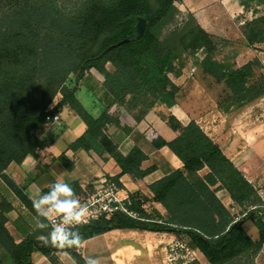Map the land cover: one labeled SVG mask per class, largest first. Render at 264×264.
<instances>
[{
  "label": "trees",
  "instance_id": "1",
  "mask_svg": "<svg viewBox=\"0 0 264 264\" xmlns=\"http://www.w3.org/2000/svg\"><path fill=\"white\" fill-rule=\"evenodd\" d=\"M68 1L0 0V177L33 211L32 202L6 170L12 163L20 165L28 156H37L44 148L38 134L55 123L47 118L64 109L85 125L67 150L113 159L121 172L108 180L119 188H123L122 176L140 181L156 169L142 168L148 157L138 147L127 155L120 153L107 134L110 124L121 125L109 115L111 106L95 115L78 99L79 86L88 81L92 70L103 77L102 85L113 103L136 120L157 106L177 104L181 87L171 76L180 77L189 62L223 86L217 104L225 113L243 110L264 97V75L254 74L261 64L255 60L238 68L218 60L228 42L217 31H208L195 14L188 13L181 26L170 30L181 14L177 4L182 0H77L73 7L64 8ZM139 18L147 20V27L137 39ZM243 34L246 47L264 43V16L245 23ZM123 41L128 42L118 45ZM164 119L178 136L168 142L154 135L152 143L158 150L168 147L183 169L150 185L151 198L130 195L128 207L139 219L117 212L80 225L83 243L113 230L169 233L187 241L207 264H255L264 247V211L249 210L260 204L255 188L195 120L183 126L173 115ZM61 158L65 162L64 155ZM205 168L209 172L201 176ZM218 190H226L246 215L236 221L217 197ZM150 201L166 209V218L144 208ZM11 210V206L0 209L4 251L0 264H33L35 253L52 264H63L60 253L85 264L80 254L83 243L56 248L33 234L16 244L6 227ZM249 222L257 237L246 231Z\"/></svg>",
  "mask_w": 264,
  "mask_h": 264
},
{
  "label": "crops",
  "instance_id": "2",
  "mask_svg": "<svg viewBox=\"0 0 264 264\" xmlns=\"http://www.w3.org/2000/svg\"><path fill=\"white\" fill-rule=\"evenodd\" d=\"M178 5H182L185 12L195 14L208 31H217L227 40L228 44L221 50L218 60H228L238 68L257 60L261 68L254 74L256 77L264 75V43L246 47L243 34L245 23L264 16V0H182ZM92 72L96 71H91L87 80L91 85L94 114L99 115L105 107L111 106L109 115L121 124H110L108 136L123 155L135 147L140 148L148 157L143 169L156 167L140 181H134L129 175L122 176L123 199L133 194L151 198L150 185L175 170L183 169L182 161L168 147L158 150L152 143L154 135L168 142L178 136L164 119L169 115L175 116L183 126L195 120L254 188L264 182V97L243 110L225 113L218 108V100L213 93V87L217 85L210 77L199 73L186 83L187 77L182 74L180 77L171 76L173 82L181 87L177 104L172 108L157 106L143 119L136 120L119 104L113 103L103 85L93 81ZM58 115L60 123L51 124L38 134L44 148L38 151L37 156H28L20 165L12 163L6 170V175L31 202L37 192L43 194L48 191L56 180L70 183L82 201L110 177L121 172L113 159L104 160L84 150H67V146L84 132L85 125L67 109ZM208 172L205 168L200 175ZM216 195L234 217L243 213L226 190H218ZM7 206L12 210L7 215L6 227L16 244L33 234L44 240L45 233L35 226V211L27 208L0 177V209ZM144 208L149 212L154 209L165 218L167 216L166 209L159 203L150 201ZM178 240L169 233L113 230L86 240L81 245L80 254L85 260L90 255L101 257L103 264H168ZM193 252L200 253L197 250ZM0 254H4L1 248ZM57 256L63 264H76L67 253ZM33 261V264H50L39 253L33 255Z\"/></svg>",
  "mask_w": 264,
  "mask_h": 264
},
{
  "label": "clouds",
  "instance_id": "3",
  "mask_svg": "<svg viewBox=\"0 0 264 264\" xmlns=\"http://www.w3.org/2000/svg\"><path fill=\"white\" fill-rule=\"evenodd\" d=\"M35 226L44 242L56 248L79 247L84 237L78 227L89 217L91 208L83 203L70 183L56 180L46 193L37 192L32 201ZM85 264H103L102 258L89 256Z\"/></svg>",
  "mask_w": 264,
  "mask_h": 264
},
{
  "label": "rangeland",
  "instance_id": "4",
  "mask_svg": "<svg viewBox=\"0 0 264 264\" xmlns=\"http://www.w3.org/2000/svg\"><path fill=\"white\" fill-rule=\"evenodd\" d=\"M76 2H77V0H69L66 3V5L64 6V8H71L76 4ZM178 8L180 9L181 14L179 15V17L177 19V23L174 26H172L170 28V30L173 29L175 26H181L183 19L188 14V12H185L182 5H178ZM193 66L194 65L191 62H189V64L187 65V67L183 71V74L185 75V77H187L186 83H189L188 81H190V80L192 81V79L189 78L188 76H189V72ZM108 69L112 70L110 65H108ZM92 73H93V76H91V77L93 78V81H95L97 83V85L102 84L103 83V77L97 72H92ZM199 73L200 72L197 71L195 74V77ZM89 85H90L89 81H83V83L80 84V86H79L77 96H78V99L80 100V102L83 104V106L88 111H90L91 113H94V107H93L94 106V100L92 98L91 90L89 89ZM222 91H223V86L217 85V86L213 87V93H214V96L217 98V100H218V96L222 93ZM60 121H61V119L59 117V120L57 123H60ZM81 123L83 124L82 121H81ZM245 228H246L247 232L252 237L253 236L257 237V230L251 222H249ZM194 260L199 261L201 264H207L205 258L203 257V255L201 253L196 252L194 254L193 250L187 246V241H185L184 239H179L178 245L174 246L173 251L170 253L168 264H186V263H190ZM49 263L52 264L50 261H49ZM61 263H63V262H61ZM255 264H264V247H263L261 254H259V256L255 259Z\"/></svg>",
  "mask_w": 264,
  "mask_h": 264
},
{
  "label": "built area",
  "instance_id": "5",
  "mask_svg": "<svg viewBox=\"0 0 264 264\" xmlns=\"http://www.w3.org/2000/svg\"><path fill=\"white\" fill-rule=\"evenodd\" d=\"M196 72L197 68L193 66L188 77L193 79ZM47 120L57 123L59 120V115L48 117ZM255 190L260 199V204L257 207L249 208V210L260 208L264 211V182L259 183L255 187ZM121 191L122 188H119L115 182L106 180L103 185H101L95 192L83 199L82 202L88 204L91 208V211L89 213L88 219L82 225L89 224L90 222L97 220L102 216L110 217L117 212H122L134 219H139V214L130 210L128 207V205H130V198L127 197L123 199L121 197ZM232 211L235 212L236 208L233 207ZM245 215L246 213L242 215H236V221ZM193 253L195 254V252Z\"/></svg>",
  "mask_w": 264,
  "mask_h": 264
},
{
  "label": "water",
  "instance_id": "6",
  "mask_svg": "<svg viewBox=\"0 0 264 264\" xmlns=\"http://www.w3.org/2000/svg\"><path fill=\"white\" fill-rule=\"evenodd\" d=\"M146 27H147V20L144 18H139L137 21V24L135 26V31L137 33V39L142 38V36L145 33ZM126 42H128V41H123V42L119 43L118 45H121V44L126 43Z\"/></svg>",
  "mask_w": 264,
  "mask_h": 264
}]
</instances>
